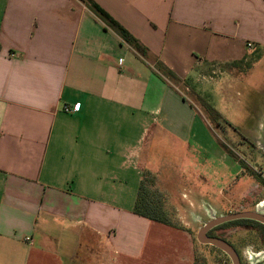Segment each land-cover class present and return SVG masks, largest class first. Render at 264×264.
<instances>
[{"label":"crops","instance_id":"0c3cea01","mask_svg":"<svg viewBox=\"0 0 264 264\" xmlns=\"http://www.w3.org/2000/svg\"><path fill=\"white\" fill-rule=\"evenodd\" d=\"M93 1L146 57L84 0H0V264H39L67 229L106 263L140 258L154 221L134 209L157 137L186 144L190 164L213 156L182 90L196 98L212 68L264 50V0Z\"/></svg>","mask_w":264,"mask_h":264},{"label":"rangeland","instance_id":"374dc122","mask_svg":"<svg viewBox=\"0 0 264 264\" xmlns=\"http://www.w3.org/2000/svg\"><path fill=\"white\" fill-rule=\"evenodd\" d=\"M249 56L251 60L239 68H220L222 76H217L218 68H212L216 75L209 77L215 80L199 87L196 98L182 90L204 124L205 138L200 143L206 148L212 145L209 149L213 156L204 152L198 155L199 163L190 164L186 160V144L171 137H157L152 149L153 168L146 172V188L154 201L163 206L173 226L153 222L140 258H121L120 264H191L193 251L194 264H226L218 250L197 240L200 228L241 208L244 192L255 193L248 211L264 214V50L249 52ZM245 138L254 146L245 147ZM190 147L194 149L192 143ZM161 151L168 154V162L162 160ZM202 172L208 173L205 179L200 178ZM246 175L252 178H244ZM198 188L201 194L191 195L190 191ZM61 233L56 255H44L39 264H109L88 251L72 229ZM212 233L229 238L239 250L243 264H264V227L232 222Z\"/></svg>","mask_w":264,"mask_h":264},{"label":"trees","instance_id":"16d2710c","mask_svg":"<svg viewBox=\"0 0 264 264\" xmlns=\"http://www.w3.org/2000/svg\"><path fill=\"white\" fill-rule=\"evenodd\" d=\"M88 3L89 8L97 14L107 25L110 27L115 33L121 37V39L127 43L136 53H138L142 57H146L148 53V49L133 35H131L124 27H122L116 20L110 17L102 8H100L93 0H84ZM158 67L160 70L164 71L165 74L170 75L172 78H175L174 74L164 68L161 64ZM239 63L232 64V67H238ZM134 214L144 217L148 220L162 223L168 226H173L169 220L167 219L165 212L163 210V206L154 201V197L150 195L148 189L146 188V175L142 182V186L140 188V192L138 195V200L136 203V207L134 209ZM237 223V222H234ZM248 223V222H247ZM255 223L259 226L264 227L262 224L258 222H250Z\"/></svg>","mask_w":264,"mask_h":264},{"label":"water","instance_id":"95a60500","mask_svg":"<svg viewBox=\"0 0 264 264\" xmlns=\"http://www.w3.org/2000/svg\"><path fill=\"white\" fill-rule=\"evenodd\" d=\"M240 219L255 220V221H258L259 223L264 225V216L257 213V212H243V213L230 214L227 216H222L220 218H217V219L207 223L198 233L197 240L201 244H211L214 247L223 250L233 259L234 264H239L238 257L236 255V252L233 249V247L230 244H228L227 242H225L224 240L207 237V232L210 229H212L218 225L228 223V222L234 221V220H240Z\"/></svg>","mask_w":264,"mask_h":264},{"label":"flooded vegetation","instance_id":"af4514ba","mask_svg":"<svg viewBox=\"0 0 264 264\" xmlns=\"http://www.w3.org/2000/svg\"><path fill=\"white\" fill-rule=\"evenodd\" d=\"M246 139V138H245ZM246 140H248V139H246ZM244 146L245 147H253L254 146V142L253 141H251V140H248V141H246L245 142V144H244ZM223 149V148H222ZM224 150V149H223ZM230 157H234V155H229ZM245 162H246V160H245ZM245 173L247 174V172L245 171ZM244 178H252L251 176L249 177V175L247 176H244ZM262 187V189H264V186H261ZM256 191L257 192H261L259 189H256ZM247 195V196H246ZM254 196H255V193L253 194L252 192H248L247 194H245V192H244V196H243V199L241 200V203H240V205L239 206H241V208L240 207H238V208H236L235 209V211H232V212H230V213H228L227 215H230V214H235V213H243V212H255V211H248V210H251V209H249V207L253 204V199H254ZM233 198V197H232ZM231 201V199H229V200H226V203L227 202H230ZM233 205V204H232ZM240 209H242V210H240ZM258 213V212H257ZM259 214H261V215H263L264 216V214H262V213H259ZM227 215H225V216H227ZM220 217H222V216H220ZM220 217H217V218H220ZM217 218H215V219H217ZM215 219H213V220H215ZM213 220H211V221H213ZM211 221H209V222H211ZM208 222V223H209ZM232 222H258V221H255V220H249V219H240V220H234V221H230V222H228V223H224V224H221V225H218V226H216V227H214V228H212V229H210L208 232H207V237H209V238H217V239H221V240H224L225 242H227L228 244H230L232 247H233V249L235 250V252H236V255H237V257H238V261H239V264H243V260H242V257H241V254H240V252H239V250L237 249V247L235 246V244L233 243V242H231V240L229 239V238H226V237H224V236H220V235H216V234H213L212 233V231L214 230V229H216V228H219V227H221V226H223V225H226V224H229V223H232ZM259 223V222H258ZM207 223H205L204 225H203V227L206 225ZM261 224V223H260ZM263 225V224H262ZM264 226V225H263ZM203 227H201L200 228V230L203 228ZM200 230H199V232H200ZM198 232V233H199ZM198 235V234H197ZM197 237V236H196ZM203 245H205V246H210V247H213V248H215L216 250H218L224 257H225V262L224 263H226V264H234V261H233V259L226 253V252H224L223 250H221V249H218V248H216V247H214L213 245H211V244H203Z\"/></svg>","mask_w":264,"mask_h":264},{"label":"built area","instance_id":"2783aa9c","mask_svg":"<svg viewBox=\"0 0 264 264\" xmlns=\"http://www.w3.org/2000/svg\"><path fill=\"white\" fill-rule=\"evenodd\" d=\"M248 47L251 49V48H253V45L252 44H248ZM65 111L71 112V110L69 108H67V107H65Z\"/></svg>","mask_w":264,"mask_h":264}]
</instances>
